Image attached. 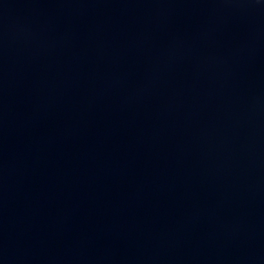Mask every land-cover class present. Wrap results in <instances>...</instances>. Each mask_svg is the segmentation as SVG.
Instances as JSON below:
<instances>
[{
    "label": "water",
    "instance_id": "1",
    "mask_svg": "<svg viewBox=\"0 0 264 264\" xmlns=\"http://www.w3.org/2000/svg\"><path fill=\"white\" fill-rule=\"evenodd\" d=\"M0 264H264V0H130L0 183Z\"/></svg>",
    "mask_w": 264,
    "mask_h": 264
}]
</instances>
